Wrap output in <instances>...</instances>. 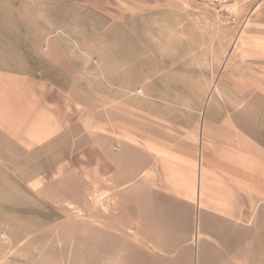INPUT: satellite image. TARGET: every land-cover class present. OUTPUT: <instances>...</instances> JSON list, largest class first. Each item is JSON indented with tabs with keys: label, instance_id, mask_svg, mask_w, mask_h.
Returning a JSON list of instances; mask_svg holds the SVG:
<instances>
[{
	"label": "rangeland",
	"instance_id": "obj_1",
	"mask_svg": "<svg viewBox=\"0 0 264 264\" xmlns=\"http://www.w3.org/2000/svg\"><path fill=\"white\" fill-rule=\"evenodd\" d=\"M0 67L60 84L66 124L0 129V264H264V243L148 242L120 149L124 123L204 114L264 147V0H0Z\"/></svg>",
	"mask_w": 264,
	"mask_h": 264
},
{
	"label": "crops",
	"instance_id": "obj_2",
	"mask_svg": "<svg viewBox=\"0 0 264 264\" xmlns=\"http://www.w3.org/2000/svg\"><path fill=\"white\" fill-rule=\"evenodd\" d=\"M60 87L0 67V129L18 140L33 128L34 143L58 135ZM202 117L184 136L124 123L122 164L125 183L139 188L140 230L151 243H264V147L231 119Z\"/></svg>",
	"mask_w": 264,
	"mask_h": 264
}]
</instances>
